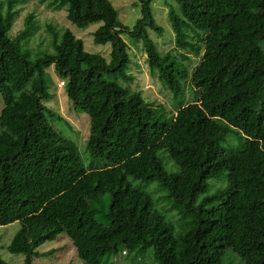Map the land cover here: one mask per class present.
<instances>
[{
  "label": "trees",
  "instance_id": "16d2710c",
  "mask_svg": "<svg viewBox=\"0 0 264 264\" xmlns=\"http://www.w3.org/2000/svg\"><path fill=\"white\" fill-rule=\"evenodd\" d=\"M19 1L0 0V225L20 222L7 249L33 264L53 251L38 246L64 233L86 264H141L114 260L131 251L151 252L145 264H226L228 250L239 264H264V0L167 2L165 51L149 34L162 32L154 0L133 1L131 27L109 0H44L79 28L100 22L91 34L109 43L108 56L51 25L49 49L31 56L21 42L34 15L12 32ZM123 35L145 54L168 106L126 71ZM48 65L69 109L89 116L91 162L45 104ZM211 178L220 186L208 193ZM161 198L179 214L178 231Z\"/></svg>",
  "mask_w": 264,
  "mask_h": 264
},
{
  "label": "rangeland",
  "instance_id": "374dc122",
  "mask_svg": "<svg viewBox=\"0 0 264 264\" xmlns=\"http://www.w3.org/2000/svg\"><path fill=\"white\" fill-rule=\"evenodd\" d=\"M109 1L116 9L118 18L125 26L131 27L136 19L140 16L139 7L133 5L134 0ZM167 2L169 4L173 3L172 0H154L152 3L153 17L156 23L162 28V32L158 33L156 30L149 29L150 36L163 51L172 47L171 39L173 36L167 15ZM17 9L18 12L15 15L12 27L13 33L18 32L23 28V21L29 13L34 15L35 27L32 33L24 38L21 42V44L28 49L31 56L37 55L39 51H45L49 49L51 35L47 29V25L54 27L58 33H61L66 28L71 29L77 37L83 40L85 50L93 53L99 52L104 56H108L110 51L109 43L95 44L91 34V32L100 25V22H95L84 28H79L67 20L65 9H52L44 0H20L17 4ZM123 36L126 42L129 44L128 53L131 56L129 68L126 69V71H130V77H134V82L139 84V87L142 89L144 95L148 96V98H156L158 101H161L166 106H168L169 95H167V91L162 89L156 77L150 73V70L145 62V54L138 49V44L133 45L128 37H125V35ZM262 46L264 48V43ZM134 60L136 61L135 64L132 62ZM45 71L46 80L48 82V99L45 101V104L48 106V108L59 112V115L63 118L62 120L56 119L57 128H59L63 134L68 135L75 141L84 159V162H91L93 159L89 158V154L87 155L84 153V145L86 144L85 139H87L89 135V116L86 113L76 112L69 109L70 104L65 91L64 82L61 87L58 86L61 79L55 67L53 65H48L45 67ZM68 124H70L72 129H69ZM235 140L236 142L238 141L236 138ZM228 142V140L220 141V145L225 146ZM164 163L168 169L173 170L172 162L169 159L165 158ZM208 182L213 185L209 189L208 193H211L214 188L220 186V184H216V180L213 178L209 179ZM155 187H157L156 182L150 185V188ZM165 194L166 192L162 190L155 193L154 196L162 197V195ZM157 206L164 213L165 218L174 224L175 231H178L180 218L177 211H168L166 209L168 207V203L162 198L161 202H159ZM19 226V221H14L6 225H0V255L7 264H23L22 254L11 253L7 249ZM50 249H53L52 253L35 257L33 264H66L68 262H71L72 264H86L77 256L75 247L73 246L71 240L64 233L56 237V239L44 242L37 248V250L42 252ZM150 253L151 252L146 251V253L143 255L141 254L138 256L136 251H131L127 255L117 254V256L114 257V260L125 263L132 261L136 262L137 260L141 259V264H145L149 261ZM226 257L228 258L225 261L226 264H239L240 262L236 256L230 254L229 250L227 251Z\"/></svg>",
  "mask_w": 264,
  "mask_h": 264
},
{
  "label": "built area",
  "instance_id": "2783aa9c",
  "mask_svg": "<svg viewBox=\"0 0 264 264\" xmlns=\"http://www.w3.org/2000/svg\"><path fill=\"white\" fill-rule=\"evenodd\" d=\"M59 83H60V84H58L59 86H62L63 85V81H60Z\"/></svg>",
  "mask_w": 264,
  "mask_h": 264
},
{
  "label": "clouds",
  "instance_id": "9594fccd",
  "mask_svg": "<svg viewBox=\"0 0 264 264\" xmlns=\"http://www.w3.org/2000/svg\"><path fill=\"white\" fill-rule=\"evenodd\" d=\"M62 81V80H61ZM58 84V83H57ZM59 86V85H58ZM59 87H61V86H59Z\"/></svg>",
  "mask_w": 264,
  "mask_h": 264
}]
</instances>
